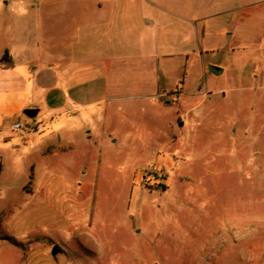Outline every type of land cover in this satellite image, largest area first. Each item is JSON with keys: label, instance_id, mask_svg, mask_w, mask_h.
<instances>
[{"label": "rangeland", "instance_id": "1", "mask_svg": "<svg viewBox=\"0 0 264 264\" xmlns=\"http://www.w3.org/2000/svg\"><path fill=\"white\" fill-rule=\"evenodd\" d=\"M117 2L133 41L94 61L82 149L13 153L0 264H264V0ZM203 21L205 39L187 40ZM48 63L37 76L54 77Z\"/></svg>", "mask_w": 264, "mask_h": 264}, {"label": "crops", "instance_id": "2", "mask_svg": "<svg viewBox=\"0 0 264 264\" xmlns=\"http://www.w3.org/2000/svg\"><path fill=\"white\" fill-rule=\"evenodd\" d=\"M74 1L75 5H68L67 0H0V119L29 124L27 130L12 124L6 139H0L1 187L10 177L15 150L38 159L66 147L82 149L77 141L93 130L84 132L77 119L83 109L96 103L83 100L84 86L99 73L94 61L122 57L131 49L132 31L126 24L130 5L120 0H111V4L109 0ZM206 23L195 25L187 40H204ZM145 24L153 25L154 20L146 19ZM68 26L73 29L69 38L61 30ZM6 53L13 64L3 63ZM42 60L55 68L53 78L37 76L40 66L33 63ZM204 69L210 73L208 65ZM30 108L38 110L33 118L24 113ZM42 111L46 115L40 118ZM193 112L200 114L194 106L189 114ZM45 119L56 121L57 128L45 133L50 125ZM181 119L177 113L168 122L173 126ZM187 119L192 118L186 116L181 125H187ZM16 132L22 137L14 144ZM29 165L35 168L36 160Z\"/></svg>", "mask_w": 264, "mask_h": 264}, {"label": "water", "instance_id": "3", "mask_svg": "<svg viewBox=\"0 0 264 264\" xmlns=\"http://www.w3.org/2000/svg\"><path fill=\"white\" fill-rule=\"evenodd\" d=\"M209 70L212 71V72H213L214 74H216V75H219V74H221V73L223 72V69L220 68V67H217V66H210V67H209ZM24 113H25L27 116H29V117H34V116H36V114L38 113V110L35 109V108H30V109H26V110L24 111ZM181 124H183V123H181ZM0 171H1V164H0ZM61 251H62V249H61L57 244H55V245L53 246V248H52L51 253H52L53 256H56V255H57L58 253H60ZM70 264H74V263H70Z\"/></svg>", "mask_w": 264, "mask_h": 264}, {"label": "built area", "instance_id": "4", "mask_svg": "<svg viewBox=\"0 0 264 264\" xmlns=\"http://www.w3.org/2000/svg\"><path fill=\"white\" fill-rule=\"evenodd\" d=\"M13 127L15 129H22V130H27L29 128V124H23L21 122H15L13 124Z\"/></svg>", "mask_w": 264, "mask_h": 264}, {"label": "trees", "instance_id": "5", "mask_svg": "<svg viewBox=\"0 0 264 264\" xmlns=\"http://www.w3.org/2000/svg\"><path fill=\"white\" fill-rule=\"evenodd\" d=\"M4 64L11 65L13 64V60L9 57V55L6 53L2 59Z\"/></svg>", "mask_w": 264, "mask_h": 264}, {"label": "bare ground", "instance_id": "6", "mask_svg": "<svg viewBox=\"0 0 264 264\" xmlns=\"http://www.w3.org/2000/svg\"><path fill=\"white\" fill-rule=\"evenodd\" d=\"M251 232H252V231L250 230L249 233H251ZM242 233H243V232H238L237 235H240V234H242ZM240 240H241V239H240ZM240 240H239V241H240Z\"/></svg>", "mask_w": 264, "mask_h": 264}]
</instances>
